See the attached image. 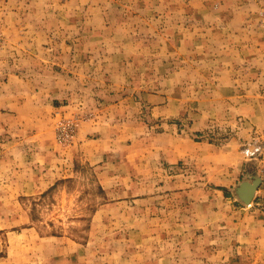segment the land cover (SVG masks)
<instances>
[{
    "label": "rangeland",
    "instance_id": "1",
    "mask_svg": "<svg viewBox=\"0 0 264 264\" xmlns=\"http://www.w3.org/2000/svg\"><path fill=\"white\" fill-rule=\"evenodd\" d=\"M262 128L264 0H0V264H264Z\"/></svg>",
    "mask_w": 264,
    "mask_h": 264
},
{
    "label": "built area",
    "instance_id": "2",
    "mask_svg": "<svg viewBox=\"0 0 264 264\" xmlns=\"http://www.w3.org/2000/svg\"><path fill=\"white\" fill-rule=\"evenodd\" d=\"M248 142L243 147V154L249 158L255 157V164L257 173L260 176V183L258 186L259 195H264V128L254 129L250 132Z\"/></svg>",
    "mask_w": 264,
    "mask_h": 264
},
{
    "label": "water",
    "instance_id": "3",
    "mask_svg": "<svg viewBox=\"0 0 264 264\" xmlns=\"http://www.w3.org/2000/svg\"><path fill=\"white\" fill-rule=\"evenodd\" d=\"M255 157L251 156L246 162V179L236 187L237 197L244 203L249 204L260 183V176L254 167Z\"/></svg>",
    "mask_w": 264,
    "mask_h": 264
},
{
    "label": "crops",
    "instance_id": "4",
    "mask_svg": "<svg viewBox=\"0 0 264 264\" xmlns=\"http://www.w3.org/2000/svg\"><path fill=\"white\" fill-rule=\"evenodd\" d=\"M173 161V160H172Z\"/></svg>",
    "mask_w": 264,
    "mask_h": 264
}]
</instances>
